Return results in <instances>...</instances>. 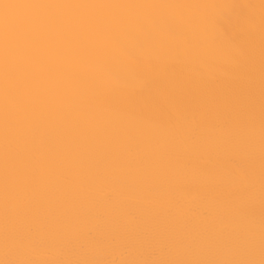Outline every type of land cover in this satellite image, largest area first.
I'll use <instances>...</instances> for the list:
<instances>
[{"label":"snow or ice","instance_id":"6c2138e0","mask_svg":"<svg viewBox=\"0 0 264 264\" xmlns=\"http://www.w3.org/2000/svg\"><path fill=\"white\" fill-rule=\"evenodd\" d=\"M0 264H264V0H0Z\"/></svg>","mask_w":264,"mask_h":264}]
</instances>
